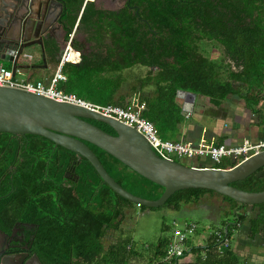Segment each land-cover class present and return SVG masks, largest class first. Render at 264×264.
<instances>
[{
  "label": "trees",
  "instance_id": "16d2710c",
  "mask_svg": "<svg viewBox=\"0 0 264 264\" xmlns=\"http://www.w3.org/2000/svg\"><path fill=\"white\" fill-rule=\"evenodd\" d=\"M78 3L77 10L82 0H78ZM185 7H191L186 14L193 18L187 22L183 21L186 16L180 12ZM170 9L176 20L170 19L158 26L154 25L153 18H159L162 14H151L145 17L149 19L152 29L141 23L138 31L128 29L133 27V16L130 18L132 20L125 19L129 18L125 16L113 17L108 22L122 29L114 28L111 39L125 43L120 49L128 61L114 63L110 53L106 57L88 58L87 62L80 65L67 63L63 71L68 78L60 86L91 102L120 104L116 93L126 78H122L121 73L105 76L100 72L129 68L136 62L150 66L139 83V89L147 85L152 87L151 93L142 97L146 102L142 114L155 124L158 134L164 139L171 138L183 118L177 97L179 89L206 95L212 103L219 104L227 94L235 93L245 86L246 99H258L264 89V0H192L189 4L171 0ZM103 17L101 10L88 4L84 7L81 23L103 24L106 22ZM137 39L140 41L139 46L134 43ZM200 41L218 47L219 57L215 59L204 54L200 50ZM95 60L102 61L96 63ZM88 120L115 133L103 122ZM88 144L108 173L125 189L147 199L160 196L164 189L161 185L147 179L100 147ZM53 145L51 139L42 135L0 132V184L12 185L15 191L35 184L61 185L64 187L57 189L58 195L51 202L59 204L60 208H73L72 214L69 212L51 216L54 220L51 232L59 235L58 245L55 249L39 251L38 254L50 264H129L136 252L130 237L119 238L107 247L103 237L109 230L119 229L124 209L134 203L104 183L85 157H81L75 165L76 181L66 180L64 172L71 166L70 160L61 151L64 147L57 145L54 148ZM231 165L223 160L213 166ZM31 176H34V180L29 179ZM231 184L248 191L263 190L264 165ZM206 193L220 195L226 201L227 213L231 218L223 223L227 225V234L231 235L232 229L247 218L248 213L244 209L248 205L214 190L192 187L179 189L162 205L150 208L180 210L183 204L195 202ZM139 206L142 209L148 208L145 205ZM251 210L256 211L250 219V229L255 233L264 219V202L253 204ZM168 227L164 225V228ZM210 236L206 245L191 247L197 253V264H240L236 259H231L230 247L218 256ZM167 240L168 237L158 240L148 264L153 260L156 264H177L161 259ZM202 250H205V255L200 254Z\"/></svg>",
  "mask_w": 264,
  "mask_h": 264
},
{
  "label": "water",
  "instance_id": "95a60500",
  "mask_svg": "<svg viewBox=\"0 0 264 264\" xmlns=\"http://www.w3.org/2000/svg\"><path fill=\"white\" fill-rule=\"evenodd\" d=\"M23 4L24 0H0V61L11 62L13 75L34 68L31 50L33 45L39 44L36 40H30L31 36H36L39 17L31 12L30 7L24 10ZM177 97L183 100L182 115L194 112L195 92L179 89ZM88 119L107 124L115 133L104 130ZM1 131L13 135L36 134L51 139L54 148L60 145L88 159L102 181L119 195L148 208L158 207L176 190L190 187L214 190L250 208L253 204L264 202V189L248 191L231 184L264 165V149L228 167L182 162L160 156L142 133L112 116L6 85H0ZM86 141L161 185L164 189L160 196L147 199L125 189L108 173ZM76 163H73V169ZM224 228L227 230V225Z\"/></svg>",
  "mask_w": 264,
  "mask_h": 264
},
{
  "label": "flooded vegetation",
  "instance_id": "af4514ba",
  "mask_svg": "<svg viewBox=\"0 0 264 264\" xmlns=\"http://www.w3.org/2000/svg\"><path fill=\"white\" fill-rule=\"evenodd\" d=\"M28 1L31 3L29 4ZM181 1L183 4H189L192 0ZM78 4V0H24V10L30 7L31 12L39 17L36 36L30 38L39 42L32 46L31 61L39 58L55 68L64 51L69 47L73 51V59L76 60L67 63L80 65L87 62L88 58L106 57L110 53L112 62L125 63L128 60L121 52L125 43L111 39L114 28H122L117 24L109 23V20L124 16L129 17L125 19H130L133 16V27L128 29L136 31L141 27V23L152 29L149 19L145 17L152 16L151 14H162L163 18L162 16L153 18L154 25L158 26L170 19L176 20L171 13V0H82L80 9L77 10ZM88 4L101 10L105 23L93 25L81 23L84 7ZM188 8L191 7H185L180 11L181 15L183 13L186 16L183 20L185 22L192 18L186 14ZM192 11L194 12V9ZM196 20H199V17H196ZM134 43L139 46L140 41L137 39ZM67 63L63 64L62 70ZM134 66L145 68L146 73L150 69V66L137 62L129 68ZM126 69L128 68L117 71L105 70L100 73L105 76L110 73H121V77L126 78L124 71ZM65 75L68 78L66 73ZM17 141L19 142L20 139L17 138ZM86 143L88 144L87 141ZM61 151L71 164L66 169L64 178L75 182L77 175L73 163L81 157L68 149ZM29 179L34 180V176ZM61 187L64 186L35 184L23 186V190L15 191L12 185L0 184V264H50L46 263L38 252L55 249L58 245L59 235L51 232L54 229L52 226L54 220L51 216L69 212L72 214L73 209L72 207L68 209L66 206L60 208L59 204L55 205V202H51L57 197V189ZM6 189H8L6 192H2Z\"/></svg>",
  "mask_w": 264,
  "mask_h": 264
},
{
  "label": "crops",
  "instance_id": "0c3cea01",
  "mask_svg": "<svg viewBox=\"0 0 264 264\" xmlns=\"http://www.w3.org/2000/svg\"><path fill=\"white\" fill-rule=\"evenodd\" d=\"M199 44L200 50H202L207 56L212 58L216 56L219 57V48L214 44H206L204 41H201ZM32 63L34 64L33 69L20 72L21 77L14 75L15 78L17 80L23 81H36L42 79L46 80L54 71V68L50 63L43 62L39 58L33 60ZM0 65L9 69L11 68V62L7 60L0 61ZM125 82L126 80L121 83L119 90L116 93V98L121 105L128 103L134 95H138L140 98H142L151 93V86L147 85L139 89L140 80H137L138 87L136 90H132V87H130L131 90H128V86H126ZM245 93L246 87L244 86L235 93L227 94L219 104L212 103L210 98L206 95L196 94L194 112L183 115L182 120L177 124L176 130L172 133L170 139H188L197 141L198 139L204 137L206 139L227 145L239 144L244 139H249L250 141L254 142L263 139L264 89L261 91L258 99H254L253 101L246 99ZM178 102L182 104L183 100L178 98ZM224 160L232 164L231 159L225 158ZM187 161L197 165H214L208 157L188 159ZM206 194L213 195L210 193ZM206 194L202 195L195 202L183 205H195V207H201L200 209L205 213L204 216L209 218L210 216L208 215L210 214H206L207 210L205 204H202L205 203L203 200L209 198V196L207 197ZM226 204H224L225 209L228 208V205ZM185 210L188 211L192 209ZM244 210L248 213L247 218L244 220V222L238 224L236 228L232 229V235H235L236 242L234 247L230 246L231 253H233V251H237L238 253V249L241 248L239 247V243L241 242L245 245H248L251 255L254 254L262 259L261 261H258L254 264H264V219L262 220L259 229L255 233H252L250 229V219L254 217L256 211H252L250 207H247ZM224 211L225 212L222 213V215L228 214L226 210ZM239 211L243 212V209H240ZM219 212L221 215L222 211ZM210 219L213 218L210 217ZM215 225L216 224H214V226ZM222 226H225V224L223 223ZM240 235L243 236L242 239ZM135 251L136 252L132 255L129 264H148L149 257L147 260H145L140 250L135 249ZM200 254L205 255V250H202ZM217 255L220 256L218 253ZM196 256L197 253L190 250L180 257L176 262L177 264H197ZM155 262L156 261L153 260L151 264H156Z\"/></svg>",
  "mask_w": 264,
  "mask_h": 264
},
{
  "label": "built area",
  "instance_id": "2783aa9c",
  "mask_svg": "<svg viewBox=\"0 0 264 264\" xmlns=\"http://www.w3.org/2000/svg\"><path fill=\"white\" fill-rule=\"evenodd\" d=\"M73 51L67 47L61 60L55 66L53 73L46 79L36 81L17 80L11 69L0 65V85L16 86L27 89L28 91L51 97L58 101H66L82 106H86L94 111L107 116H112L123 123H126L137 129L147 141L152 145L155 151L162 157L195 159L199 157H208L213 164L222 162L225 158L231 159L232 165L264 149V138L258 141L244 139L241 143L227 145L215 142L204 137L197 141L188 139H164L158 134L155 124L143 116L142 111L146 102L138 95L132 96L130 101L124 105L121 104H100L88 101L74 92L65 91L60 85L67 80L63 64L74 61ZM175 159V158H174ZM194 222H185L181 226L174 225L171 228V234L168 236L162 261L173 263L191 250L192 245L188 243V237L196 232ZM210 241L213 243L215 251L222 255L224 249L231 245V235L227 234L224 226L213 227L209 234ZM208 241L204 243L206 245Z\"/></svg>",
  "mask_w": 264,
  "mask_h": 264
},
{
  "label": "rangeland",
  "instance_id": "374dc122",
  "mask_svg": "<svg viewBox=\"0 0 264 264\" xmlns=\"http://www.w3.org/2000/svg\"><path fill=\"white\" fill-rule=\"evenodd\" d=\"M214 58L216 59L217 56ZM124 71L127 76L125 84L128 86V90H131L130 87H132V90H136L138 87L137 80H140V78L144 77L146 74L145 68L134 66ZM16 76L21 77V74L18 73ZM133 86L136 87L133 88ZM173 157L182 162H188L186 158ZM206 196H209V198L203 200L205 203L202 204H205L207 210L206 214H210L208 216L213 219L205 217L204 211L200 209L201 207H195V205H183L180 210H174L168 207L142 209L139 205L134 203L132 206H128L124 209L125 214L119 229L109 230L103 237V243L105 246H108V244L115 242L119 238L129 236L132 247L140 250L144 259L147 260L148 257H152V252L160 238L168 237L174 225L181 226L185 221H188L194 222L197 225L195 234L188 237L189 245H204L213 227H222L223 222L229 217L231 218L229 213L222 215V213L225 212L224 210L227 211L228 208H224L226 201H224L220 195L206 194ZM185 209L192 210L186 211ZM219 211H222L220 216L218 215ZM215 217L217 218L215 219ZM214 224L216 225L214 226ZM164 225H168L169 227L164 228ZM242 238L243 236H241V239ZM235 242L236 237L231 234L230 246L234 247ZM239 247L241 248L238 249V253L237 251H233L231 259H236L240 264H254L262 260L254 254L251 255L248 245L240 242Z\"/></svg>",
  "mask_w": 264,
  "mask_h": 264
}]
</instances>
